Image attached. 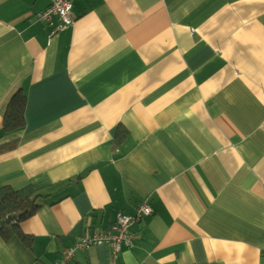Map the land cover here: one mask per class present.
Returning a JSON list of instances; mask_svg holds the SVG:
<instances>
[{"label":"crops","instance_id":"0c3cea01","mask_svg":"<svg viewBox=\"0 0 264 264\" xmlns=\"http://www.w3.org/2000/svg\"><path fill=\"white\" fill-rule=\"evenodd\" d=\"M49 2L0 0V186L45 195L0 264H53L143 201L115 264H264V0H74L54 32Z\"/></svg>","mask_w":264,"mask_h":264},{"label":"trees","instance_id":"16d2710c","mask_svg":"<svg viewBox=\"0 0 264 264\" xmlns=\"http://www.w3.org/2000/svg\"><path fill=\"white\" fill-rule=\"evenodd\" d=\"M25 105L24 92L21 89L16 90L10 97L5 110L1 127L3 134L21 130L25 126ZM11 147H14V143L0 145V150ZM44 198L43 188H35L32 185L20 188L9 185L0 186V236L9 238L17 235L28 239L29 236L21 230V223L38 210Z\"/></svg>","mask_w":264,"mask_h":264},{"label":"built area","instance_id":"2783aa9c","mask_svg":"<svg viewBox=\"0 0 264 264\" xmlns=\"http://www.w3.org/2000/svg\"><path fill=\"white\" fill-rule=\"evenodd\" d=\"M74 0H50L49 5L37 13V18L48 21L53 15H57L60 22L56 24L52 32L63 29L73 22L72 7ZM152 209L146 202L138 204L133 214H118L111 230L100 229L93 232H85L78 236L73 244L63 250L53 264H70L74 253L78 249L89 246L107 245L110 251V262L115 264L123 246H131L133 235L129 231L130 225L140 220L143 216L151 214Z\"/></svg>","mask_w":264,"mask_h":264}]
</instances>
